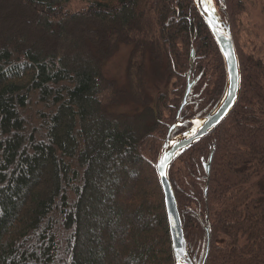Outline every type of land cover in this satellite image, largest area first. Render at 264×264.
I'll use <instances>...</instances> for the list:
<instances>
[{
    "label": "trees",
    "instance_id": "16d2710c",
    "mask_svg": "<svg viewBox=\"0 0 264 264\" xmlns=\"http://www.w3.org/2000/svg\"><path fill=\"white\" fill-rule=\"evenodd\" d=\"M212 1L231 28L241 93L169 180L195 264L206 231L205 264H264V58L247 45L244 0ZM123 44L125 87L103 75ZM148 52L164 85L154 107ZM188 78L172 137L225 90L193 0H0V264H174L155 165Z\"/></svg>",
    "mask_w": 264,
    "mask_h": 264
},
{
    "label": "water",
    "instance_id": "95a60500",
    "mask_svg": "<svg viewBox=\"0 0 264 264\" xmlns=\"http://www.w3.org/2000/svg\"><path fill=\"white\" fill-rule=\"evenodd\" d=\"M193 2L221 53L226 71V85L221 99L206 116L195 122L192 121L193 126L190 129L172 137L173 131L184 123L180 121V116L188 104V98L193 86L190 78H188L187 89L178 109L176 122L168 130L155 165L163 195L174 264H195V262L188 248L177 199L169 180V171L180 156L210 136L230 116L238 103L241 93V72L230 25L221 19L212 0L211 7L215 9L214 13L206 10L209 5L202 3V0H193ZM161 161H163L162 165ZM210 163L211 160L207 167L208 175L210 173ZM161 173L164 174L161 175ZM209 245L210 236L209 232L206 231V252L202 264H205L208 257Z\"/></svg>",
    "mask_w": 264,
    "mask_h": 264
},
{
    "label": "rangeland",
    "instance_id": "374dc122",
    "mask_svg": "<svg viewBox=\"0 0 264 264\" xmlns=\"http://www.w3.org/2000/svg\"><path fill=\"white\" fill-rule=\"evenodd\" d=\"M246 4V12L242 15L241 20L245 27H248L252 30V33L246 31L244 35L249 36V41L251 44L250 49L256 53V55L264 58V0H244ZM215 7V6H214ZM248 32V33H247ZM257 41H255V39ZM256 43V44H253ZM132 51V46L123 44L120 45L118 50L112 55V57L104 64L103 66V75L108 80H112L121 87L126 86V72L130 59V54ZM150 53H147L144 69H143V86L144 94L147 102L149 101L150 105L154 107L157 97L164 93L162 83H159L152 74V65L150 59ZM161 82V81H160ZM226 85V82H225ZM172 87V86H171ZM171 87L169 92L171 91ZM221 99V98H220ZM141 109L138 106H131V109L125 108L124 113L133 114ZM198 119L192 120L197 121ZM192 121L190 123L193 126Z\"/></svg>",
    "mask_w": 264,
    "mask_h": 264
},
{
    "label": "snow or ice",
    "instance_id": "6c2138e0",
    "mask_svg": "<svg viewBox=\"0 0 264 264\" xmlns=\"http://www.w3.org/2000/svg\"><path fill=\"white\" fill-rule=\"evenodd\" d=\"M202 3H207L209 5V7L206 10L214 13L215 9L213 7H211V0H202ZM162 164H163V161H161V165ZM163 174L164 173H161V175H163Z\"/></svg>",
    "mask_w": 264,
    "mask_h": 264
},
{
    "label": "flooded vegetation",
    "instance_id": "af4514ba",
    "mask_svg": "<svg viewBox=\"0 0 264 264\" xmlns=\"http://www.w3.org/2000/svg\"><path fill=\"white\" fill-rule=\"evenodd\" d=\"M209 247H210V245H209Z\"/></svg>",
    "mask_w": 264,
    "mask_h": 264
}]
</instances>
